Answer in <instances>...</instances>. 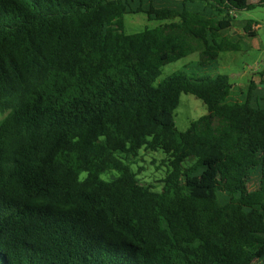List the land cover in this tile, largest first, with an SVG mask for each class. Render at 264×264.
<instances>
[{
    "label": "trees",
    "instance_id": "obj_1",
    "mask_svg": "<svg viewBox=\"0 0 264 264\" xmlns=\"http://www.w3.org/2000/svg\"><path fill=\"white\" fill-rule=\"evenodd\" d=\"M256 6L0 0V264H264V78L158 81L190 53L240 50L231 29ZM140 12L165 22L126 33ZM182 93L208 108L185 130ZM143 148L167 154L165 189L134 169Z\"/></svg>",
    "mask_w": 264,
    "mask_h": 264
},
{
    "label": "rangeland",
    "instance_id": "obj_2",
    "mask_svg": "<svg viewBox=\"0 0 264 264\" xmlns=\"http://www.w3.org/2000/svg\"><path fill=\"white\" fill-rule=\"evenodd\" d=\"M259 0H251L258 2ZM253 21V30H256L254 36H248L244 26L247 20ZM165 21L149 19L143 13H127L124 16L126 33H135L144 30L147 27H156ZM231 33L242 38V47L240 50L223 51L217 60L208 64L199 63V53H190L187 56L170 62L162 67V73L159 80H162L175 71L184 70L189 74H215L218 72L227 73L231 76V81L235 87H243L250 80L260 81L264 78L261 72L264 71V6H256L253 9L242 10L237 14L236 21L231 29ZM208 113L207 105L200 98L192 93H182L180 103L174 112V119L179 130H185L189 127L191 121ZM134 163L133 167L139 172L141 182L151 185L157 190L165 189L162 179L169 170L168 156L162 151H151L145 148L141 149L138 156L130 158ZM194 162H188L187 167L192 168ZM116 170H110L103 174L106 179H111L116 175ZM261 174L259 171L249 179V187L255 188L260 183ZM253 264H261L256 260Z\"/></svg>",
    "mask_w": 264,
    "mask_h": 264
}]
</instances>
